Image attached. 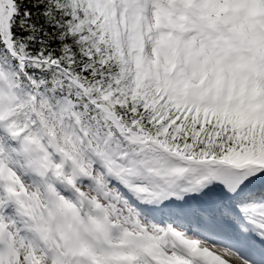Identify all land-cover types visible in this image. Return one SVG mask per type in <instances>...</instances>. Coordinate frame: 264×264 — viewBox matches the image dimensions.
<instances>
[{
  "label": "snow or ice",
  "instance_id": "obj_1",
  "mask_svg": "<svg viewBox=\"0 0 264 264\" xmlns=\"http://www.w3.org/2000/svg\"><path fill=\"white\" fill-rule=\"evenodd\" d=\"M0 264H264V0H0Z\"/></svg>",
  "mask_w": 264,
  "mask_h": 264
}]
</instances>
